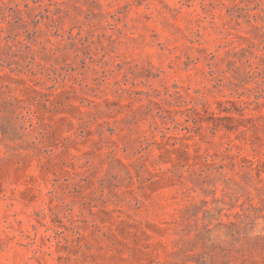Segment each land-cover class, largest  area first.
Masks as SVG:
<instances>
[{
    "label": "rangeland",
    "instance_id": "rangeland-1",
    "mask_svg": "<svg viewBox=\"0 0 264 264\" xmlns=\"http://www.w3.org/2000/svg\"><path fill=\"white\" fill-rule=\"evenodd\" d=\"M0 264H264V0H0Z\"/></svg>",
    "mask_w": 264,
    "mask_h": 264
}]
</instances>
